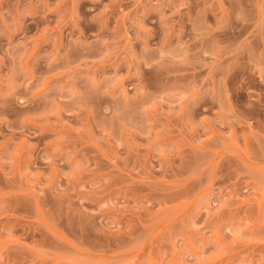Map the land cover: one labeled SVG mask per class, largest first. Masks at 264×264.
<instances>
[{"label":"rangeland","instance_id":"obj_1","mask_svg":"<svg viewBox=\"0 0 264 264\" xmlns=\"http://www.w3.org/2000/svg\"><path fill=\"white\" fill-rule=\"evenodd\" d=\"M0 264H264V0H0Z\"/></svg>","mask_w":264,"mask_h":264}]
</instances>
